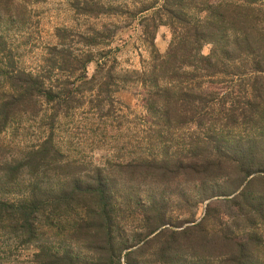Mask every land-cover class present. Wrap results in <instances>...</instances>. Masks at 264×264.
<instances>
[{
	"label": "trees",
	"instance_id": "16d2710c",
	"mask_svg": "<svg viewBox=\"0 0 264 264\" xmlns=\"http://www.w3.org/2000/svg\"><path fill=\"white\" fill-rule=\"evenodd\" d=\"M28 4L0 0V264L22 248L34 251L27 264H264V0H73L76 17L139 19L150 61L121 73L106 25L56 27L38 69L23 68L13 40ZM127 83L144 89L161 147L104 166L70 158L60 118L111 111ZM29 122L36 142L2 140ZM210 200L198 223L173 221Z\"/></svg>",
	"mask_w": 264,
	"mask_h": 264
},
{
	"label": "rangeland",
	"instance_id": "374dc122",
	"mask_svg": "<svg viewBox=\"0 0 264 264\" xmlns=\"http://www.w3.org/2000/svg\"><path fill=\"white\" fill-rule=\"evenodd\" d=\"M31 11L30 21L22 32L15 33L13 43L20 52V65L30 71L38 69L48 46L55 45L56 27H66L74 32H87L90 28L110 26L115 29V36L110 41V65L115 66L118 73L125 71H141L150 61L148 46L142 40V26L139 19L131 25L126 18L76 17L71 10L73 0H26ZM113 1V0H112ZM215 3L219 0H210ZM113 29V30H114ZM171 41V31L161 26L156 35L155 45L165 53ZM211 46L205 45L203 55L210 54ZM96 64L88 66V77L95 72ZM89 97V94H86ZM144 89L138 83L121 84L117 92L113 93L115 105L111 111L108 107L93 108L85 105L71 116H62L58 121L56 140H58L69 154L70 158L104 166L106 163H116L129 160L138 153H156L161 147V141L156 139L154 126L145 122L148 115L143 108ZM106 116H105V115ZM39 122V120H38ZM34 126L33 132L30 127ZM193 128V127H192ZM191 128V129H192ZM22 136L16 138L8 131L2 136L4 141L24 142L29 145L36 142L43 134L37 131V125L28 123ZM121 179V176L118 177ZM119 186V184H118ZM154 191L157 189L152 187ZM189 189H191L189 187ZM214 200V199H212ZM211 202L196 203L185 206L174 214L173 221L183 223V227L198 223L205 216L206 206ZM222 214L230 213L227 204H219ZM179 214H182L179 216ZM136 227V224L130 228ZM182 229V228H178ZM152 237V236H151ZM33 249H20L15 252L17 264H27Z\"/></svg>",
	"mask_w": 264,
	"mask_h": 264
}]
</instances>
